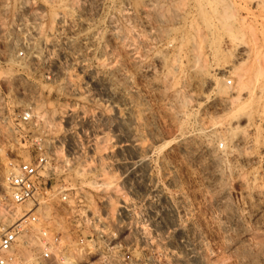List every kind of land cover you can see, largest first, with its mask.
<instances>
[{
    "label": "rangeland",
    "instance_id": "rangeland-1",
    "mask_svg": "<svg viewBox=\"0 0 264 264\" xmlns=\"http://www.w3.org/2000/svg\"><path fill=\"white\" fill-rule=\"evenodd\" d=\"M217 1L229 28L205 35L177 0L152 25L98 0H0V224L29 211L6 202L9 162L46 157L49 226L95 243L90 261L264 264V0Z\"/></svg>",
    "mask_w": 264,
    "mask_h": 264
},
{
    "label": "built area",
    "instance_id": "built-area-1",
    "mask_svg": "<svg viewBox=\"0 0 264 264\" xmlns=\"http://www.w3.org/2000/svg\"><path fill=\"white\" fill-rule=\"evenodd\" d=\"M20 121L31 123L32 113H23ZM47 163L46 157H41L35 162L8 164L6 202L12 208L27 207L29 212L0 231V264H147L145 259L135 260L130 254L113 252L90 261L96 255L95 243L88 244L49 226L45 204L39 201L41 194L46 196L49 192L40 188Z\"/></svg>",
    "mask_w": 264,
    "mask_h": 264
},
{
    "label": "bare ground",
    "instance_id": "bare-ground-1",
    "mask_svg": "<svg viewBox=\"0 0 264 264\" xmlns=\"http://www.w3.org/2000/svg\"><path fill=\"white\" fill-rule=\"evenodd\" d=\"M100 3H105L107 4V6L109 7V9H112V18L115 17V15H120L121 18H123L126 22L131 23L134 19H136V15L141 16L144 20H146L145 23L152 25L156 22H158L160 20V16H159V4L161 2V0H145L143 1V5L142 6H138V0L136 1L137 4L133 1V0H98ZM163 1V0H162ZM174 1V0H171ZM221 1V0H220ZM52 2V1H51ZM260 2V1H259ZM54 3V2H52ZM142 3V1H141ZM219 2L217 0H177L175 6L177 5L176 8V12H178L179 10H182L184 12H187L189 15H191L192 20H190V25L195 24L196 18H200L203 26L206 30V33H204L205 35H211L212 32L221 30V29H226L229 28L227 27V19H226V9L224 5V8H221L220 5L218 4ZM221 3V2H220ZM231 3V2H230ZM61 4V3H60ZM101 4V5H102ZM163 4V3H162ZM165 4V3H164ZM223 4V3H221ZM100 5V6H101ZM104 5V4H103ZM258 5V4H257ZM99 6V5H98ZM106 6V7H107ZM161 6V5H160ZM223 6V5H222ZM259 6V5H258ZM103 7V6H102ZM168 7V6H167ZM172 7V6H171ZM174 7V6H173ZM68 11H69V7L67 6ZM162 8V7H161ZM262 8V7H261ZM108 10V8H106ZM160 9V8H159ZM60 10V9H59ZM170 10V9H169ZM67 10H61L60 12H58V14H56L55 19H57V21L62 22L65 20H68V18H71V13H69ZM71 11V10H70ZM253 11V10H252ZM230 12V11H229ZM110 13V12H108ZM234 13V12H233ZM54 14V13H53ZM170 14V13H169ZM180 14V13H179ZM40 15V14H39ZM55 16V15H54ZM119 16V17H120ZM189 18V16H186V18ZM140 18V19H142ZM74 19V18H73ZM72 20V18H71ZM149 20V21H147ZM116 21V20H115ZM138 21V20H137ZM187 21V20H186ZM136 22V21H135ZM244 22V21H243ZM133 23V22H132ZM113 24V23H112ZM111 24V25H112ZM157 24V23H156ZM197 24V23H196ZM200 24V23H198ZM197 24V25H198ZM242 24V22H241ZM130 25V24H129ZM134 25V24H132ZM144 25V24H143ZM202 25V24H200ZM131 26V25H130ZM201 27V26H200ZM153 28V27H152ZM168 28V27H167ZM190 28V27H189ZM193 28V26H192ZM198 28V27H195ZM133 29V28H132ZM231 29V28H230ZM168 30V29H167ZM199 30V29H198ZM202 30V29H200ZM33 31L35 33V35L37 36H41V33L39 31V29H35L33 28ZM135 31V30H134ZM142 31V30H141ZM203 31V30H202ZM113 35H115V28L113 27L112 30L110 31ZM164 32V31H163ZM204 32V31H203ZM119 33V32H118ZM157 33V32H156ZM193 33V32H192ZM223 33V32H222ZM233 33V32H232ZM236 33V32H235ZM117 34V32H116ZM177 34V33H176ZM213 34V33H212ZM121 35V34H120ZM233 35V34H232ZM264 35V34H263ZM122 36V35H121ZM203 37H205L204 35H202ZM126 37V35H125ZM128 37V36H127ZM138 37V36H137ZM208 37V36H207ZM244 37V36H243ZM124 38V37H123ZM136 38V37H135ZM251 38V37H250ZM258 38V37H257ZM180 39V38H179ZM208 39V38H207ZM46 40V39H45ZM127 40V39H125ZM130 40V39H129ZM133 40V39H132ZM148 40V39H147ZM174 40V39H173ZM203 40V39H202ZM233 40V39H232ZM139 41V40H138ZM149 41V40H148ZM180 42V40H178ZM208 41V40H206ZM237 41V40H236ZM235 40L233 41L235 43L234 48L237 51V55L240 58H247L249 56V51L247 50V48L240 46L238 44V42H236ZM134 42V41H133ZM136 42V41H135ZM197 42V41H196ZM244 42V41H243ZM48 43V42H47ZM154 43V42H153ZM194 43V42H193ZM251 43V42H250ZM129 44V42L127 43ZM244 44V43H243ZM253 44V43H252ZM158 45V44H157ZM186 45V44H185ZM129 48H131V44L128 45ZM146 47V46H145ZM210 47V46H209ZM141 48V47H140ZM148 48V47H147ZM138 49V48H137ZM150 49V48H149ZM212 50V49H211ZM215 50H213L214 52ZM157 53V52H156ZM233 53V52H232ZM132 54V53H131ZM201 54V53H200ZM251 54V53H250ZM257 54V53H256ZM193 55V54H192ZM197 55V54H196ZM154 57V56H153ZM155 58V57H154ZM249 58V57H248ZM166 59V58H165ZM216 59V58H215ZM234 59V58H233ZM254 59V58H253ZM158 62H163L162 59H158ZM174 61V60H173ZM212 61V60H211ZM256 61V60H255ZM139 62V61H138ZM172 62V61H171ZM197 62V61H196ZM207 63V62H206ZM241 63V62H240ZM261 63V62H260ZM252 64V63H251ZM187 65V64H186ZM262 65V64H261ZM184 66V65H183ZM161 67V66H160ZM240 67V66H239ZM264 67V66H263ZM149 68V67H148ZM212 68V67H211ZM249 68V67H248ZM247 68V69H248ZM146 69V68H145ZM152 69V68H151ZM171 69V68H170ZM199 69V68H198ZM240 69V68H239ZM212 70V69H211ZM262 70V69H260ZM172 72V71H171ZM174 72V71H173ZM204 73V72H203ZM235 73V72H233ZM206 74V73H205ZM174 75V74H173ZM194 75V74H193ZM242 75V74H241ZM171 76V75H170ZM239 76V75H238ZM258 76V75H256ZM153 77V76H152ZM210 77V76H209ZM243 77V76H242ZM250 77V76H249ZM214 78V77H213ZM216 78V77H215ZM255 78V77H254ZM198 79V78H197ZM238 79V78H237ZM210 80V86H212L215 90L217 89L218 91L220 89H222L217 82H214L215 80H213L212 78H209ZM240 80V79H239ZM258 80V78H257ZM248 82V81H247ZM237 84V83H236ZM249 84V83H248ZM243 85V84H242ZM259 85V84H258ZM248 87V86H247ZM240 88H238L236 91L233 92V99L235 100L234 102H239L242 98H248L250 96L253 95V88L252 87H248L243 89V87L241 88L242 90H239ZM257 89V88H256ZM212 90V89H211ZM260 90V89H259ZM264 90H262L263 92ZM251 98V97H250ZM248 100V99H247ZM240 103V102H239ZM231 104V103H230ZM264 107V106H263ZM244 108V107H243ZM239 112V111H238ZM240 113V112H239ZM244 113V112H243ZM246 113V112H245ZM244 113V114H245ZM229 115V114H228ZM239 115V114H238ZM248 115V114H246ZM242 116V115H241ZM242 117H238L237 121L233 122L232 125L234 126V128H237L239 125V119H241ZM242 120V119H241ZM255 120V119H254ZM255 125V124H254ZM232 126V127H233ZM230 127V126H229ZM251 128V127H250ZM239 129V128H238ZM232 130V128H231ZM253 142V141H252ZM261 143V142H260ZM237 145H250V141L247 137L245 136H241L237 139L236 141ZM250 156V155H249ZM237 160H242L240 158H237ZM242 161H246V158ZM249 161V160H248ZM240 162V161H239ZM247 162V161H246ZM261 196V195H260ZM29 212V211H28ZM27 211H25V213H21L19 211H16L15 213L12 214L13 220L15 218H18L19 216H22L24 214L28 213ZM6 217V216H5ZM4 218V217H3ZM5 219V218H4ZM11 221L8 219L3 220V223L0 224V231L4 230L7 228V225L10 223Z\"/></svg>",
    "mask_w": 264,
    "mask_h": 264
}]
</instances>
